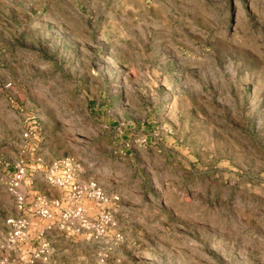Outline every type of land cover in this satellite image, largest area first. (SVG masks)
<instances>
[{
	"label": "rangeland",
	"instance_id": "374dc122",
	"mask_svg": "<svg viewBox=\"0 0 264 264\" xmlns=\"http://www.w3.org/2000/svg\"><path fill=\"white\" fill-rule=\"evenodd\" d=\"M63 159L105 196L80 202L103 234L30 212L62 199L44 175ZM18 166L31 237L8 248ZM2 256L264 264V0H0Z\"/></svg>",
	"mask_w": 264,
	"mask_h": 264
},
{
	"label": "built area",
	"instance_id": "2783aa9c",
	"mask_svg": "<svg viewBox=\"0 0 264 264\" xmlns=\"http://www.w3.org/2000/svg\"><path fill=\"white\" fill-rule=\"evenodd\" d=\"M74 169L75 165L70 159L54 162L50 170L45 172L44 180L49 186L60 190L63 193V197L61 200L54 201L38 199L30 212L36 218L47 222H53L56 219L54 226L62 233H80L94 230L101 235L110 225L109 216L102 213L99 215L98 223L91 224L87 219L86 210L81 206L80 202L83 199H94L97 202L106 203L107 200L94 181H76L73 175ZM24 175V169L18 166L5 183L6 191L12 196L19 210L18 216L10 217L5 221L8 229L6 237L8 248L24 244L29 239L30 221L24 215L26 203L24 196L20 193ZM53 210L56 211V218L53 217ZM51 227L52 225L47 226L44 231L50 230ZM42 233L39 235L42 236ZM48 248L49 243L43 242L39 250L33 253V259H41V256L48 252ZM34 260L30 264H34ZM0 264L15 263L8 256H2Z\"/></svg>",
	"mask_w": 264,
	"mask_h": 264
},
{
	"label": "crops",
	"instance_id": "0c3cea01",
	"mask_svg": "<svg viewBox=\"0 0 264 264\" xmlns=\"http://www.w3.org/2000/svg\"><path fill=\"white\" fill-rule=\"evenodd\" d=\"M60 191V190H59ZM29 236H30V231H29ZM31 237V236H30ZM30 239V238H29ZM29 239L27 240V241H29ZM36 241L38 242V244H37V246L34 248V249H32V250H29V252H30V254H33L35 251H36V249L43 243V242H45L46 240H45V237H43V238H40L39 236L38 237H36ZM21 248V247H20ZM22 260V259H21Z\"/></svg>",
	"mask_w": 264,
	"mask_h": 264
}]
</instances>
